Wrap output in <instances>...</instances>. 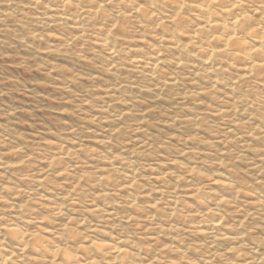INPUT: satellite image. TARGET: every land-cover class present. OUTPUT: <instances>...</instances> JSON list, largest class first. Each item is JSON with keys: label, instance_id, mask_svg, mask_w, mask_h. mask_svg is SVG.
<instances>
[{"label": "rangeland", "instance_id": "rangeland-1", "mask_svg": "<svg viewBox=\"0 0 264 264\" xmlns=\"http://www.w3.org/2000/svg\"><path fill=\"white\" fill-rule=\"evenodd\" d=\"M60 1L0 0V245L11 225L79 264H119L90 242L132 264H264V73L205 65L216 30L189 41L191 0ZM241 1L250 42L264 0ZM31 243L17 264L48 261Z\"/></svg>", "mask_w": 264, "mask_h": 264}, {"label": "bare ground", "instance_id": "bare-ground-1", "mask_svg": "<svg viewBox=\"0 0 264 264\" xmlns=\"http://www.w3.org/2000/svg\"><path fill=\"white\" fill-rule=\"evenodd\" d=\"M171 1L176 5L177 10H181V8L185 5V0ZM102 2L105 4H110L116 2V0H102ZM222 2L223 0H191L190 3H188V5L195 10L197 16L201 20L200 23L195 26L194 31H192L191 34L188 35V39L189 41H197L198 43L200 30L204 29V27L215 28L216 34H212L210 38L205 39L204 43L200 42V44L202 45L200 51L203 55L202 58L204 59V64L207 66L210 65V60L216 53L230 55L234 61L240 64L239 75L241 76V78L250 80L257 75L264 73V51L262 46L264 27L256 26L252 28L251 31L248 32V36H250L248 38H250L251 41L247 42V37H245V35L239 37V28L241 24H243L242 22L246 20V14L244 12L238 13L237 10L241 9V7L243 6V2L241 0L230 1L229 4L221 7V12L224 14V18L221 20L212 19L213 17L211 11L213 6L221 4ZM259 4L260 5L257 9H263L264 2L261 1ZM68 6L69 4L66 0H61L60 2H58V5L54 6L56 7V9L54 10L53 14H59V12H61ZM133 9L134 11H138L140 8L136 6ZM97 12L98 8H96V10L86 9L85 11H82V13L86 16L93 15ZM176 14L177 11L172 17L170 16V18L168 19L174 20L173 18L176 17ZM149 16L151 15L149 14ZM211 41L217 42L219 44V48L214 49L207 45V43ZM102 42L104 43V41ZM153 54L156 55L157 53L155 52ZM151 59L152 58H150L151 64H148L147 62V64L144 65H149V67L151 68L149 70H155L156 64L159 61L158 54L157 57L155 56V58H153L152 60ZM141 62L142 61L140 59L135 61L136 64H139ZM177 63H180V61H178ZM211 68L212 67H208V69ZM221 198L220 200H218L219 203L223 200ZM53 211H55L54 213L59 212V210ZM28 223L29 220L26 221V224ZM219 223V221L214 222L212 224V227L217 228L219 226ZM1 228V230H4L3 228H5L6 231H4V236L6 235L11 240V242L15 243L16 247H14V249H12L10 252H7L5 251L6 246L3 247L2 245H0V264H17V261H15L13 254L16 253L17 258H21L26 247L29 245L28 242L30 240L32 241L30 245L32 247L31 249L35 251V253L48 259L45 264H55V258L58 254H61L63 260L65 258V260H67L68 262H73L75 260V257L73 255H70L66 250H60L58 246H53L49 250H47L46 245L48 243L50 244V242L48 241L47 244H44L42 240L35 237V234L33 232L29 233V235H26V231H21L16 226L11 225ZM91 247L92 249H95L102 253L110 252V254L113 255V260L120 259L121 263L119 262V264H132L131 262L126 261V251L121 247H112L108 246L107 244L90 242L89 248ZM17 258L16 260H19ZM74 263L79 264L80 261L75 260Z\"/></svg>", "mask_w": 264, "mask_h": 264}]
</instances>
